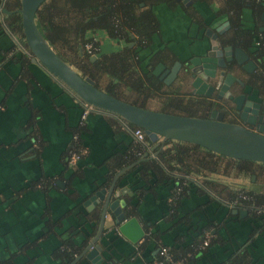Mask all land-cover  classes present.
Masks as SVG:
<instances>
[{
  "label": "crops",
  "instance_id": "crops-1",
  "mask_svg": "<svg viewBox=\"0 0 264 264\" xmlns=\"http://www.w3.org/2000/svg\"><path fill=\"white\" fill-rule=\"evenodd\" d=\"M147 5L159 24L152 45L141 54L142 65L150 72L160 64L161 71L177 62L183 67L190 57L205 55L212 46L211 34H216L218 48H241L251 61V72L232 61L235 77L245 79L264 70V0H148ZM12 14L0 12V264H94L85 255L74 259L99 229L104 201L90 198L100 192L105 199L111 189L110 202L123 201L126 217L135 216L145 234L137 243L119 235L109 210L95 243L100 247L98 264L152 263L159 259L161 246L173 250L175 264H228L244 253L254 264H264V226L254 230L248 211L228 203L233 184L264 195V164H254V172L244 173L227 166L224 159L217 173L194 175L199 182L215 183L204 190L210 198L195 194L194 189H175L172 182L160 183L153 173L142 178L136 174L139 162L157 157L166 146L152 150L155 144L137 140L131 123L86 105L32 62L20 34L7 28L5 20ZM234 20L246 35L254 34L247 48L242 39L236 45L231 42L238 36ZM105 35L102 43H111L114 49L116 40ZM119 45L122 49L124 44ZM153 53L165 57L149 62ZM22 54L29 59L25 67L17 61ZM98 78L97 83L91 78L94 85L106 89L108 75ZM191 81L182 74L173 85L163 84V89L176 92L180 85L179 97L194 95ZM244 85L242 114L250 116L252 103L263 102L264 90L251 81ZM117 88L121 100L136 99L125 85ZM164 100L150 99L144 106L159 109ZM74 149L82 153L71 163ZM137 155L141 156L134 161ZM147 236L151 240L138 251ZM69 242L77 252L71 261Z\"/></svg>",
  "mask_w": 264,
  "mask_h": 264
},
{
  "label": "trees",
  "instance_id": "trees-1",
  "mask_svg": "<svg viewBox=\"0 0 264 264\" xmlns=\"http://www.w3.org/2000/svg\"><path fill=\"white\" fill-rule=\"evenodd\" d=\"M147 1L45 0L36 11L35 21L40 32L56 54L70 65L78 68L82 72V76L88 75L93 80L95 79L97 83L100 81L98 76L108 75L110 83L104 91L110 95L121 99L122 96L117 87L125 85L132 93L137 95L136 99L127 101L131 104L150 109L144 106L150 99L164 97L163 106L159 109L151 108V110L204 118L205 111L203 112L204 115H202L197 110L193 111L187 106H183V101H186L187 98L191 99L192 96L190 94H183L182 97H179L177 92L165 91L163 83L142 65L144 61L141 56L142 51L152 45L155 34L159 32L157 17L152 8L148 7ZM158 1L160 0H156V2ZM4 5L9 11H13V14L5 20L7 28L20 34L24 45L31 54L24 41L21 14L19 12L20 0L12 2L11 0H6ZM243 5L244 1H241L239 11H237L239 16ZM236 20H234V23L232 21L234 25L237 23ZM2 23L3 21H0V26H2ZM235 26L236 30H238L236 32L238 36L231 42L236 45L242 39L246 43L241 45L247 48L250 40L254 39V34L248 32L246 35L244 30L239 27V23ZM2 29L0 27V31ZM97 30L104 31L110 39L122 42L124 44L122 49L112 50V52L103 54L92 61L90 59L92 56L85 52L84 45L92 43L98 49L97 53L99 52L101 42L94 35ZM153 54L149 57V62L153 61L154 58L161 60L165 57V54L162 53ZM17 61L23 67L29 64V59L25 54L17 58ZM252 76L254 85L264 90V72L256 73ZM114 80L117 82L114 83ZM172 96H175V99L171 98ZM196 97L199 98V96ZM202 103L206 105V110L211 106V103L206 98ZM132 127L143 130L136 125ZM144 139L146 142H150L146 134ZM169 144L171 145L168 146ZM164 145L166 147L160 149L158 155H156L157 157L150 160L144 159L139 162L140 169H138L136 174L143 178L148 173L151 175L153 173L160 183H163V181L164 183L172 182L175 185V189L180 188V191L183 192L188 189H194L195 194L200 196L208 195V198H210L209 194L204 190L205 188H213L212 186L215 183L206 181V179L199 182L194 175L204 176V173L208 171L217 173L222 166L221 161L224 159L228 162L227 166H231L235 171L244 173L254 172L253 166L257 164V162L251 160L231 159L218 155L193 143L167 140ZM140 153L142 155L143 151ZM141 155H137L134 161H137ZM216 187H219V185H216ZM230 187L232 188V193L228 197V203H234L248 211V217L252 221L254 230L263 227L264 195L256 190L245 189L236 184L230 185ZM126 214L128 216L132 215V213ZM150 240L151 237L147 236L137 250H143ZM67 245L71 247L70 254H68V261H71L77 252H75L76 249H74L75 247L71 242ZM166 247L168 248V246ZM169 253H172V259H175L173 250L170 249ZM62 254L64 255V252ZM248 256V253L241 254L229 259L228 264H254L249 260ZM146 264H151V262Z\"/></svg>",
  "mask_w": 264,
  "mask_h": 264
},
{
  "label": "water",
  "instance_id": "water-1",
  "mask_svg": "<svg viewBox=\"0 0 264 264\" xmlns=\"http://www.w3.org/2000/svg\"><path fill=\"white\" fill-rule=\"evenodd\" d=\"M44 1L20 0L19 12L24 41L30 49L31 61L39 63L76 98L86 105L116 114L127 122L142 128L149 140L155 144L152 150L160 149L167 140H175L199 145L215 154L231 159L251 160L264 164V125H258L254 130L252 127L227 122L223 120V113L217 110H212L207 118L155 111L123 101L97 88L90 77L82 76L72 65L60 58L40 32L36 25L35 14ZM0 12L12 13L4 7V0H0ZM209 36H211L212 46L205 52V55L188 59L185 69L189 72L188 80L192 79L190 84L193 92L208 97L214 90H219L221 94L229 92V86L235 77L232 73L226 72V69L232 61L247 71L253 67L251 61L247 62L248 56L241 48H236L233 54L232 47L227 46L226 49L231 51L223 54L218 44L214 42L217 38L216 34ZM112 50L111 43H101L99 52L90 59L94 61ZM197 61L201 63L199 68L194 66L198 63ZM180 67L181 63L177 62L171 69L166 70L165 74L170 72L167 78H174ZM162 68H164L162 64L158 65L154 73L158 74ZM242 100L243 96L233 98L237 109L241 108ZM255 105L257 107V104ZM262 108L264 110V103ZM252 112L257 111L252 110ZM258 121L264 124V113L259 115ZM147 155L148 153H145L140 160ZM111 192L112 189L105 199L100 192H96L90 198L92 201L97 199L104 201L99 229L74 261L85 255L91 262L98 264L100 247L95 243L103 231L104 219L109 210L113 214L114 225H117L116 231L119 235L131 243H137L144 237L145 232L137 218L135 216L127 218L122 211L123 201L116 199L110 202ZM240 213L246 214L245 211Z\"/></svg>",
  "mask_w": 264,
  "mask_h": 264
},
{
  "label": "flooded vegetation",
  "instance_id": "flooded-vegetation-1",
  "mask_svg": "<svg viewBox=\"0 0 264 264\" xmlns=\"http://www.w3.org/2000/svg\"><path fill=\"white\" fill-rule=\"evenodd\" d=\"M226 47L227 46H223L222 48H219L222 50L223 54L228 52V51H231V50L226 49ZM232 52H233V50H232ZM198 56H202V55H198ZM194 57L195 56H193L192 58H194ZM189 59H191V57ZM174 64H173V66H174ZM200 64L201 63L198 62V63H195L194 66L199 68L198 66H200ZM233 65H234V62L228 64L226 72H230L233 74L234 70L231 69V68H233ZM171 68H169V69H171ZM156 69H157V65L153 68L152 74L154 76H156L158 78V80L161 81L165 85H167V84L173 85L176 80H180V75H182V74L186 75L187 77L189 75V72H186V70H185L186 69L185 65L183 67L181 66L180 68H178V71H177L174 78H171V77L167 78L169 76L170 72L165 74V71L168 70V68H165L164 69L165 71L158 72V74L154 73V71H156ZM180 70H181L182 74H180L181 73ZM243 70H245V69H243ZM245 71H247V70H245ZM251 71H252V68L250 71H247V72H251ZM253 75H255V74H253ZM233 76L235 77V75H233ZM252 77L253 76H249V78L243 79L239 76H236L235 79L232 81V83L229 86V92H224L221 94V92L219 90H214L209 97L206 95L205 96L200 95L202 97L197 98L196 96H198L199 94H195L192 90V93L195 96L191 95L192 96L191 99L187 98V100L183 101L182 104H183V106H185V107L187 106L189 109H191L193 111L197 110L202 115L205 114L204 118L209 117L212 110H217V111L223 113V120L224 121L232 122V123H238V124H241V125H244L247 127H252V129L255 130L258 125H264L263 123H259V121H258L259 115L264 113V110L262 108V104L264 103V98L262 97L263 102H261V103H258V102L252 103L253 107L250 110L251 111L256 110L257 112H255V113L252 112V115H250V116H244V115L242 116V112H243L242 108H244L243 103L246 101L245 98L247 96L246 93L244 92V86H245L244 84L247 81L253 82L254 80ZM178 88H181L180 85ZM178 88H175L174 90H177L176 92L179 91V95H180L181 89H178ZM241 96H243L241 108L237 109L236 103L233 102V98L241 97ZM203 97H208L209 99L208 98H206V99L208 100L209 103H211V106H209L208 110H206V105H203V103H202V101H204V99H205ZM201 103H202V105H201ZM255 104H257V107ZM204 111L206 113L203 114ZM253 117H254V119H253ZM249 120H253V122H249ZM257 164H261V166H262V163H257Z\"/></svg>",
  "mask_w": 264,
  "mask_h": 264
},
{
  "label": "built area",
  "instance_id": "built-area-1",
  "mask_svg": "<svg viewBox=\"0 0 264 264\" xmlns=\"http://www.w3.org/2000/svg\"><path fill=\"white\" fill-rule=\"evenodd\" d=\"M264 40V38H263ZM84 50L87 54H89L90 56H94L97 54L98 49L94 47V45L92 43H87L84 45ZM87 110H85L83 112V118L85 117ZM134 135L137 138V140L139 141H143L145 134L144 131L136 128L134 129ZM81 150H72L70 152V162L71 163H75L80 157H81ZM208 241H205V244L207 245ZM159 256L160 259L155 260L154 262H152L151 264H175L171 254L169 253V249L165 246H161L159 249ZM142 264H146V263H142Z\"/></svg>",
  "mask_w": 264,
  "mask_h": 264
},
{
  "label": "rangeland",
  "instance_id": "rangeland-1",
  "mask_svg": "<svg viewBox=\"0 0 264 264\" xmlns=\"http://www.w3.org/2000/svg\"><path fill=\"white\" fill-rule=\"evenodd\" d=\"M94 35H95V38L98 40V41H100L101 43L103 42V40H105V38H106V35H105V33H103V31H101V30H97L95 33H94ZM114 42V44H113V50H119V48H120V42H116V41H113Z\"/></svg>",
  "mask_w": 264,
  "mask_h": 264
}]
</instances>
